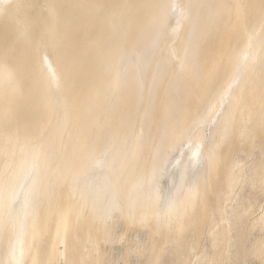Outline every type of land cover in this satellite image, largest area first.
I'll list each match as a JSON object with an SVG mask.
<instances>
[{"label":"bare ground","instance_id":"6f19581e","mask_svg":"<svg viewBox=\"0 0 264 264\" xmlns=\"http://www.w3.org/2000/svg\"><path fill=\"white\" fill-rule=\"evenodd\" d=\"M264 264V0H0V264Z\"/></svg>","mask_w":264,"mask_h":264},{"label":"rangeland","instance_id":"374dc122","mask_svg":"<svg viewBox=\"0 0 264 264\" xmlns=\"http://www.w3.org/2000/svg\"><path fill=\"white\" fill-rule=\"evenodd\" d=\"M253 264H256V263H253Z\"/></svg>","mask_w":264,"mask_h":264}]
</instances>
